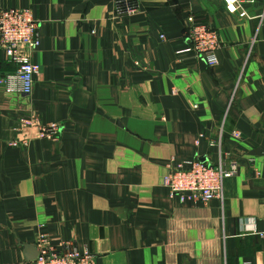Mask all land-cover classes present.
<instances>
[{
  "label": "crops",
  "instance_id": "0c3cea01",
  "mask_svg": "<svg viewBox=\"0 0 264 264\" xmlns=\"http://www.w3.org/2000/svg\"><path fill=\"white\" fill-rule=\"evenodd\" d=\"M137 1L118 17L117 0H0L29 9L41 41L33 92L0 87V264L35 257L42 235L95 264H264V0H243L246 18ZM190 17L218 31L217 66L191 50ZM14 70L0 49V78ZM220 150L238 165L223 202L170 196L169 163Z\"/></svg>",
  "mask_w": 264,
  "mask_h": 264
},
{
  "label": "built area",
  "instance_id": "2783aa9c",
  "mask_svg": "<svg viewBox=\"0 0 264 264\" xmlns=\"http://www.w3.org/2000/svg\"><path fill=\"white\" fill-rule=\"evenodd\" d=\"M225 10L241 18L249 17L243 6V0H222ZM141 12L137 0H117L118 17H130ZM187 34L192 43V51L206 61L209 67L218 65L216 52L221 47L220 36L211 25L188 19ZM162 39L164 36L161 37ZM41 44L39 22L35 20L29 9H2L0 11V49L4 52L8 63L15 70L0 78V87L9 93L30 95L33 92L35 75L38 67L33 64L30 52ZM24 128H38L42 137L56 140L60 132L57 124L40 126L23 121ZM234 139H241V133L234 131ZM18 144L13 143L16 147ZM211 147L221 145L211 142ZM216 163L188 160L167 165V174L163 185L170 196L178 198L182 203L208 204L213 200L224 201L226 181L237 174L238 165L221 150ZM264 239V232L259 233ZM38 255L33 260L10 264H95V256L89 252H81L74 242L65 241L59 245H51L46 235H42L37 243Z\"/></svg>",
  "mask_w": 264,
  "mask_h": 264
},
{
  "label": "water",
  "instance_id": "95a60500",
  "mask_svg": "<svg viewBox=\"0 0 264 264\" xmlns=\"http://www.w3.org/2000/svg\"><path fill=\"white\" fill-rule=\"evenodd\" d=\"M37 255H38V253L36 254V256L35 257H33L32 259H30V260H33V259H35L36 257H37Z\"/></svg>",
  "mask_w": 264,
  "mask_h": 264
},
{
  "label": "rangeland",
  "instance_id": "374dc122",
  "mask_svg": "<svg viewBox=\"0 0 264 264\" xmlns=\"http://www.w3.org/2000/svg\"><path fill=\"white\" fill-rule=\"evenodd\" d=\"M137 2H138V1H137ZM138 4H139V2H138ZM14 143H16V142H14ZM12 144H13V143H12ZM12 144H11V145H12ZM17 144H18V143H17Z\"/></svg>",
  "mask_w": 264,
  "mask_h": 264
}]
</instances>
